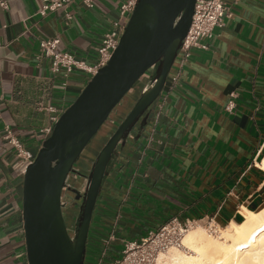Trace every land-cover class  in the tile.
Here are the masks:
<instances>
[{
  "label": "crops",
  "instance_id": "obj_1",
  "mask_svg": "<svg viewBox=\"0 0 264 264\" xmlns=\"http://www.w3.org/2000/svg\"><path fill=\"white\" fill-rule=\"evenodd\" d=\"M0 1L8 4L0 5V264H28L20 192L26 162L6 127L37 154L53 118L88 82L83 71L54 74L51 59L39 58L40 39L58 37V50L94 64L104 35L126 23L120 9L127 0H96L92 8L75 0L71 19L62 9L36 16L43 0ZM225 1L227 15L208 48L176 59L147 124L112 158L86 257L104 246L106 262L118 258L126 242L173 217L228 224L243 207H264V0ZM79 171L72 177H83ZM65 199L66 207L77 205Z\"/></svg>",
  "mask_w": 264,
  "mask_h": 264
},
{
  "label": "water",
  "instance_id": "obj_2",
  "mask_svg": "<svg viewBox=\"0 0 264 264\" xmlns=\"http://www.w3.org/2000/svg\"><path fill=\"white\" fill-rule=\"evenodd\" d=\"M195 4L137 0L108 63L60 115L24 168L20 192L28 264L85 263L108 167L136 125L147 124L190 30ZM123 106L130 110L122 119ZM102 134L106 139L99 144ZM77 168L86 177H72ZM77 192L85 194L84 203L66 207V195L75 201Z\"/></svg>",
  "mask_w": 264,
  "mask_h": 264
},
{
  "label": "built area",
  "instance_id": "obj_3",
  "mask_svg": "<svg viewBox=\"0 0 264 264\" xmlns=\"http://www.w3.org/2000/svg\"><path fill=\"white\" fill-rule=\"evenodd\" d=\"M73 1L75 0H43L35 15L44 17L51 12L62 9L65 10L66 17L71 19L72 15L67 12V9ZM81 1L88 8L94 7L96 3V0ZM136 4L137 0H127L121 5V16L126 17L127 21L126 23L115 22L112 29L104 35L98 47V59L94 64H89L68 51L58 50L60 42L58 37L40 39L39 58L51 59V70L56 75L62 74L68 77L75 71H83L88 75L89 81L110 60L113 51L119 44L122 30L132 15ZM0 5L8 7L6 1H0ZM227 12L228 6L225 0H196L192 24L188 34L183 39L177 59L179 58L181 62H184L191 58L195 49H207L206 41L214 36L217 27L223 26ZM59 117L53 118L55 123ZM110 120L113 121V118L110 117ZM54 125L46 129V134L53 129ZM5 138L15 148L17 156L25 160L26 166L35 159L36 154L24 148L22 141L9 126L6 127ZM198 223L194 219L182 221L179 217H173L158 229L150 231L140 241L126 242L123 252L118 258L108 262L101 260L99 264H154L162 251L170 247H180L185 234Z\"/></svg>",
  "mask_w": 264,
  "mask_h": 264
},
{
  "label": "bare ground",
  "instance_id": "obj_4",
  "mask_svg": "<svg viewBox=\"0 0 264 264\" xmlns=\"http://www.w3.org/2000/svg\"><path fill=\"white\" fill-rule=\"evenodd\" d=\"M259 166L264 170V156ZM241 214V220L229 222L217 237L203 227L189 230L181 244L189 252L172 247L168 255H158L157 264H264V207H243Z\"/></svg>",
  "mask_w": 264,
  "mask_h": 264
},
{
  "label": "rangeland",
  "instance_id": "obj_5",
  "mask_svg": "<svg viewBox=\"0 0 264 264\" xmlns=\"http://www.w3.org/2000/svg\"><path fill=\"white\" fill-rule=\"evenodd\" d=\"M105 139H106V136L104 134H102V135H100L98 137V141H100L101 143H103L105 141ZM83 161H84L83 163L88 165V163L90 162V157L84 158ZM240 218L242 219V217H240ZM240 218H239V220H241ZM227 225L228 224H220V223H218L216 221H213V220L209 219V220H206V221L199 222L197 225L192 227L190 230H194L195 228H198V227H203L206 230V232H208L210 235H212L214 237H217L219 235V233L221 232V229L225 228ZM219 230H220V232H219ZM171 248L172 247L168 248L165 251H162L163 254L168 255L170 250H172ZM177 248L181 249V251H183V252H189V250L187 248L183 247V246L177 247ZM104 251H105V247L104 246L98 247L97 251L95 253L90 254V255H88L86 257V263L87 264H99V262L101 260L105 261V257H103ZM154 264H157V260L155 261Z\"/></svg>",
  "mask_w": 264,
  "mask_h": 264
},
{
  "label": "flooded vegetation",
  "instance_id": "obj_6",
  "mask_svg": "<svg viewBox=\"0 0 264 264\" xmlns=\"http://www.w3.org/2000/svg\"><path fill=\"white\" fill-rule=\"evenodd\" d=\"M125 112H126V108H125V107H120V108H119V114H120V115L125 114ZM138 127H139V124L136 125V127L132 130V132H133L136 128H138ZM132 132H131V133H132ZM131 133H130V134H131ZM74 172H76V171H74ZM74 172H73V173H74ZM81 175H83V174H81ZM83 176L86 177V175H83ZM84 196H85V194H83V193H81V192H80V193L77 192L76 195H75L76 199H75L74 203L77 204V205H80V206H81V205L84 203Z\"/></svg>",
  "mask_w": 264,
  "mask_h": 264
},
{
  "label": "trees",
  "instance_id": "obj_7",
  "mask_svg": "<svg viewBox=\"0 0 264 264\" xmlns=\"http://www.w3.org/2000/svg\"><path fill=\"white\" fill-rule=\"evenodd\" d=\"M123 107H125L126 108V112H125V114H123V115H121L122 117V119L127 115V113L129 112V110H130V107H127V106H123ZM109 131H112V128L110 127L109 128ZM106 136H108V134L106 133L105 134ZM264 156V155H263Z\"/></svg>",
  "mask_w": 264,
  "mask_h": 264
}]
</instances>
